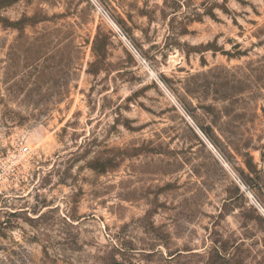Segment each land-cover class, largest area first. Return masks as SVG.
<instances>
[{
    "label": "rangeland",
    "instance_id": "obj_1",
    "mask_svg": "<svg viewBox=\"0 0 264 264\" xmlns=\"http://www.w3.org/2000/svg\"><path fill=\"white\" fill-rule=\"evenodd\" d=\"M94 1L0 0V264H264V0Z\"/></svg>",
    "mask_w": 264,
    "mask_h": 264
},
{
    "label": "built area",
    "instance_id": "obj_2",
    "mask_svg": "<svg viewBox=\"0 0 264 264\" xmlns=\"http://www.w3.org/2000/svg\"><path fill=\"white\" fill-rule=\"evenodd\" d=\"M94 1V0H93ZM95 2V1H94ZM95 4H96V6L99 8V10L101 11V13L105 16V17H107V18H109V15H108V13H107V11L103 8V7H100L99 5H98V3L97 2H95ZM115 26V29H116V31H117V33L121 36V37H123V39H124V41L126 42V44H127V46H129L130 47V49H132V51L137 55V56H140V53L138 52V50L134 47V45H132V43L130 42V40H128L127 39V37L124 35V33H123V31L118 27V26H116V25H114ZM175 104L177 105V107L181 110V108L178 106V104L175 102ZM183 112V111H182ZM191 120V119H190ZM192 123V125H194L193 124V121H191ZM21 153L22 154H29V153H31V146H30V144L29 143H24L22 146H21ZM219 155V154H218ZM220 156V155H219ZM220 158H221V156H220ZM221 159H223V158H221ZM235 178V180L236 181H238L239 182V180H238V178L237 177H234Z\"/></svg>",
    "mask_w": 264,
    "mask_h": 264
},
{
    "label": "water",
    "instance_id": "obj_3",
    "mask_svg": "<svg viewBox=\"0 0 264 264\" xmlns=\"http://www.w3.org/2000/svg\"><path fill=\"white\" fill-rule=\"evenodd\" d=\"M187 119L191 122V120L187 117ZM196 131L198 132V134L202 137V139L204 140V142L216 153L214 147L208 142V140L205 138V136L203 135V133L195 126V125H192ZM217 157L223 162V160L220 158V156L216 153ZM224 163V162H223ZM225 164V163H224ZM226 166V165H225Z\"/></svg>",
    "mask_w": 264,
    "mask_h": 264
},
{
    "label": "trees",
    "instance_id": "obj_4",
    "mask_svg": "<svg viewBox=\"0 0 264 264\" xmlns=\"http://www.w3.org/2000/svg\"><path fill=\"white\" fill-rule=\"evenodd\" d=\"M41 19V18H40ZM39 19V20H40ZM24 23H25V19H22L19 23H18V25L19 26H21V27H19V28H21V29H24L26 26L24 25ZM200 143L202 144V142L200 141Z\"/></svg>",
    "mask_w": 264,
    "mask_h": 264
},
{
    "label": "bare ground",
    "instance_id": "obj_5",
    "mask_svg": "<svg viewBox=\"0 0 264 264\" xmlns=\"http://www.w3.org/2000/svg\"><path fill=\"white\" fill-rule=\"evenodd\" d=\"M200 130V129H199ZM211 144V143H210ZM212 145V144H211ZM213 146V145H212ZM223 160V159H222ZM226 164V163H225ZM227 165V164H226Z\"/></svg>",
    "mask_w": 264,
    "mask_h": 264
}]
</instances>
